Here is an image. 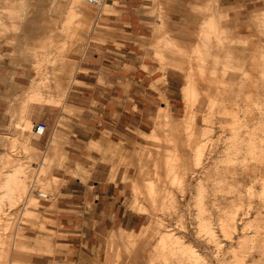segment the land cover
Wrapping results in <instances>:
<instances>
[{"label": "rangeland", "instance_id": "obj_1", "mask_svg": "<svg viewBox=\"0 0 264 264\" xmlns=\"http://www.w3.org/2000/svg\"><path fill=\"white\" fill-rule=\"evenodd\" d=\"M103 2L97 8L83 0H0V65L15 71L11 76L21 84L5 89L0 113V264H104L107 255L108 264H264V0H145L136 7L148 31L132 40L131 57L161 73L158 91L167 73L173 77L179 109L173 113L160 92L162 106L141 131L127 132L131 141L86 148L111 166L106 180L118 185L117 205L137 217V227L97 229L91 237L97 223L85 207L84 226L75 232L85 233L89 245L84 242L83 251L67 261L68 231L51 215L59 213L54 198L64 186L62 176L79 178L83 191H94L92 169L87 163L67 166L64 150L72 123L89 114L68 104L75 91L93 94L94 71L108 64L102 57L116 45L110 27L118 12ZM219 11L223 16L208 36L207 69L200 71L189 61L190 50L199 41L203 16ZM155 25L161 40L152 43ZM222 62L235 68L228 70L231 83L219 82ZM190 66L199 91L193 135L167 127L151 140L153 122L166 105L171 121L181 123ZM60 80L69 89L66 96L55 91ZM222 89L227 93L215 95L221 103L210 111L203 92L213 96ZM197 145L202 149L195 163L191 149ZM164 157L181 181L156 183L170 199L154 211L140 188L161 176Z\"/></svg>", "mask_w": 264, "mask_h": 264}, {"label": "crops", "instance_id": "obj_2", "mask_svg": "<svg viewBox=\"0 0 264 264\" xmlns=\"http://www.w3.org/2000/svg\"><path fill=\"white\" fill-rule=\"evenodd\" d=\"M106 1H110L112 3L111 6L118 12L117 22L111 25L110 28L115 32V44L119 45V47L110 44L112 48L106 50L107 54L105 53L102 57V60L107 61L108 64H101L94 71L96 84L92 87L93 94L86 97L87 91L78 90L72 96L75 101H70L68 106L81 112L87 111L89 114L87 117H81L72 123L71 132L68 133L69 140L64 150L67 166L74 168L76 164L80 166L83 163H87L86 167L92 169L91 176H93V179L90 180L94 191H83L82 188H85L86 184L79 178L69 181L65 179V176H62V179L65 181L64 186L61 187L59 194L54 198L59 213L51 215V220L58 221L62 227H66L64 230L68 231L66 239L70 238V241L63 243L67 247L65 251L68 262H73V257H76L83 251L84 242L86 245H89L90 240H84L87 237L85 233L75 232L76 230H81L84 226L85 207L93 210L92 221L97 223L96 226L90 228L94 231V235L91 237H96L97 229L102 231L104 228L118 225L122 229L134 231L137 227V217L126 214L125 210H120V206L117 205L119 203L115 198L119 196V193L115 190H117L118 185L106 180L111 166L101 161L103 156L100 153L91 151L92 153L89 154L86 148L90 146L97 149L113 148L117 145L123 146L126 142L131 141L127 136V132L141 131L142 126H147L148 120L152 118L154 111H157L162 106L159 96L160 92L165 94L168 106L170 110H173V113L179 109L173 96V90L176 87L173 77L167 73L165 85L161 86L160 91H158L162 78L161 73L157 69L154 70L152 65L134 58L136 57V52L128 48L130 45L135 47L136 45L132 40L146 36V31H148L145 20L140 18L136 12V7H143L145 0ZM109 11L110 6H108ZM220 13V11L217 14L206 13L203 16L198 32L199 41L190 50L189 61L194 62L195 65L193 67H197L200 71L207 69L205 63L209 54L208 36L211 33V25L221 20L223 15ZM160 29L159 25H155L153 28L152 43H157L161 40L158 38L161 32ZM123 38L130 39L131 41L124 40ZM169 45L175 48L177 54H182V47L172 42ZM141 46L144 45L142 44ZM160 63H163L161 56ZM217 63L218 60L216 59L211 63L213 65L210 69L212 73L216 72L215 66ZM222 64V79L219 82L225 81L231 83L233 77L228 74V70L235 68L227 62H222ZM2 68L0 65V113L3 110L2 98L5 94V89L14 85L21 86L15 80L17 75L11 76V73L15 71L3 70ZM145 68H149V70ZM165 70L164 68L163 71ZM98 79L101 80V85H98ZM30 83L31 79L25 88L29 87ZM55 91L57 94H65L66 96L69 89H65L62 80H60ZM203 93L207 97L208 107L211 111L221 103L215 95L227 93V90H217L213 96H209L208 90H205ZM198 95L199 91L196 89L190 66L186 77V84L183 88L185 104L181 123L175 124L171 121V114L166 105L159 113L158 120L153 122L150 139L154 141L158 140V132L161 128L167 127L171 132L175 133L188 129L189 136L191 137L193 135L192 131L196 114L193 102ZM83 102H86L87 105H83ZM150 122L152 121L150 120ZM33 135L38 136L34 130ZM201 149V145H197L194 149H191V151L193 150L195 163L198 158L200 159ZM159 164L163 167L160 170L161 176L150 180L147 185L140 188L142 196L152 206L154 211H159V208L167 206L170 199V193L166 187L156 183L161 184L163 181L177 183L181 181L177 176L178 170L174 169V165L168 157H164L163 161ZM39 196L42 197V195ZM95 211H98V214ZM106 224L108 225L106 226ZM143 233L142 231L138 235H142ZM124 239L129 244V239ZM121 243L125 244L122 241L119 244ZM107 259L108 255L105 258L104 264H108Z\"/></svg>", "mask_w": 264, "mask_h": 264}, {"label": "built area", "instance_id": "obj_3", "mask_svg": "<svg viewBox=\"0 0 264 264\" xmlns=\"http://www.w3.org/2000/svg\"><path fill=\"white\" fill-rule=\"evenodd\" d=\"M86 4L95 6L98 8L99 4L102 3V0H83Z\"/></svg>", "mask_w": 264, "mask_h": 264}, {"label": "bare ground", "instance_id": "obj_4", "mask_svg": "<svg viewBox=\"0 0 264 264\" xmlns=\"http://www.w3.org/2000/svg\"><path fill=\"white\" fill-rule=\"evenodd\" d=\"M103 3H104V2H103V0H102V3L99 4L98 8H100V7L103 5ZM94 7H95V6H94ZM10 180H11V177L8 176V178H7V181H8L7 183H8V184L6 185L7 188H8V186H9ZM44 197H45V196H44Z\"/></svg>", "mask_w": 264, "mask_h": 264}]
</instances>
